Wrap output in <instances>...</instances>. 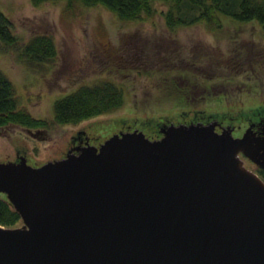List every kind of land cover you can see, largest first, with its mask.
Wrapping results in <instances>:
<instances>
[{
	"label": "water",
	"instance_id": "95a60500",
	"mask_svg": "<svg viewBox=\"0 0 264 264\" xmlns=\"http://www.w3.org/2000/svg\"><path fill=\"white\" fill-rule=\"evenodd\" d=\"M215 124L0 160V192L21 219L0 224V264H264V180L238 156L264 168V115L240 135Z\"/></svg>",
	"mask_w": 264,
	"mask_h": 264
},
{
	"label": "rangeland",
	"instance_id": "374dc122",
	"mask_svg": "<svg viewBox=\"0 0 264 264\" xmlns=\"http://www.w3.org/2000/svg\"><path fill=\"white\" fill-rule=\"evenodd\" d=\"M153 6L151 14L123 19L102 5L66 8L64 0L36 5L0 0L17 37L15 44L0 48V69L13 83L19 106L46 126L43 137L29 136L16 123L1 127V161L16 160V152L30 164L60 157L77 134L94 145L125 129L156 137L158 123L168 120L214 118L221 125L230 123L233 135L242 133L247 117L264 106V24L220 13L219 27L197 20L170 30L161 15L166 4L155 0ZM34 33L51 35L56 52L28 66L18 52ZM103 78L121 86L119 107L76 122L52 121L53 99ZM170 78L186 88L176 93ZM238 156L246 168L257 170L241 152ZM19 224L21 219L14 225Z\"/></svg>",
	"mask_w": 264,
	"mask_h": 264
},
{
	"label": "trees",
	"instance_id": "16d2710c",
	"mask_svg": "<svg viewBox=\"0 0 264 264\" xmlns=\"http://www.w3.org/2000/svg\"><path fill=\"white\" fill-rule=\"evenodd\" d=\"M44 0H30L34 5ZM66 8L74 4L102 5L117 17L136 19L154 11L155 0H64ZM166 8L161 11L165 26L173 30L180 25H188L204 20L219 27L220 13L235 20L254 19L264 24V0H161ZM17 41L9 18L0 10V48L11 46ZM19 47V46H18ZM17 47V48H18ZM56 52L51 35L34 33L19 47V57L26 65L42 63L54 57ZM172 87L179 90L186 85L176 84L170 78ZM184 86V87H183ZM123 102L120 85L109 78L92 83H81L51 102V119L55 123L76 122L92 115L112 111ZM264 112V106L253 114ZM230 119L233 115L226 116ZM16 123L25 127L44 126L45 121L32 116L19 106L15 87L8 76L0 69V125ZM257 174L264 180V168L258 167ZM20 219L18 212L6 198L0 197V224L14 225Z\"/></svg>",
	"mask_w": 264,
	"mask_h": 264
},
{
	"label": "flooded vegetation",
	"instance_id": "af4514ba",
	"mask_svg": "<svg viewBox=\"0 0 264 264\" xmlns=\"http://www.w3.org/2000/svg\"><path fill=\"white\" fill-rule=\"evenodd\" d=\"M262 115H264V112L263 113H260V114H254V117H251V116L250 117H247V119H248L247 122H249V121H256ZM200 118L201 119H198V118H196V119L195 118H190L187 121H182V122H189V121H202V122H205V121L211 120L208 117H200ZM212 119H214V118H212ZM169 122H173V121H169L168 120V121H161V122L158 123V128H157L158 129V135L157 136H159L161 134V132L159 130L160 126H162V125H164L166 123H169ZM178 122H180V121H178ZM173 123H176V122H173ZM216 124L219 125V127L221 126V124H218V122H216ZM4 125H0V128L3 127ZM19 126H21V125H19ZM21 127L25 128L24 129L25 131H26V128H30V129L32 128L35 131V134L34 135H30L29 134V136L43 137L45 135V130H46V126L45 125L44 126H34V127H25V126H21ZM255 127L256 126L253 125V128H255ZM85 141H87V140L86 139H83L79 134H77L75 136V139L72 140V142H71V144H70V146L68 148H70L72 146H80ZM16 153H17V158H18V156L23 155V153H19V152H16Z\"/></svg>",
	"mask_w": 264,
	"mask_h": 264
}]
</instances>
